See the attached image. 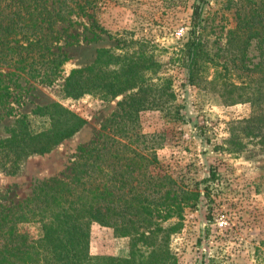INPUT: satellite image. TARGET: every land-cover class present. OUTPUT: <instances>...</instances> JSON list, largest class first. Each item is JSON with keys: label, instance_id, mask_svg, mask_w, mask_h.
<instances>
[{"label": "trees", "instance_id": "obj_1", "mask_svg": "<svg viewBox=\"0 0 264 264\" xmlns=\"http://www.w3.org/2000/svg\"><path fill=\"white\" fill-rule=\"evenodd\" d=\"M102 3L0 0V120L16 118L9 135L0 138L2 172L16 175L25 159L51 152L86 123L69 107L52 102L33 110L49 119L47 128L34 130L28 115L17 113L13 105L12 86L18 85L20 78L49 85L63 78V91L72 98L93 88L96 80L105 98L130 91L104 120L97 138L78 147L66 175L36 182L31 194L20 201L10 200L7 191H0V264H120L122 260L91 254L93 223L113 227L132 236L136 243L144 242L150 249L151 263L165 264L170 233L181 222L167 227L163 223L172 217L182 220L184 210L196 206L201 197L199 190L154 169L160 165L159 135L144 131L141 114L147 109H164L168 100L147 94L155 83L149 81L151 77L147 80L146 74L157 73L159 64L143 52H129L139 42H125L123 48L129 49L123 55L100 49L92 65L73 68L64 77L69 59L63 48L81 36L76 18L87 17L90 39L100 38L105 29L96 12ZM236 4V25L227 36L229 61L245 77L258 72V89L264 98V0H237ZM200 9V3H195L194 29L181 55L194 84L204 80L209 63L216 66L199 23ZM254 41L262 56L257 63L248 57ZM120 60L123 64L119 69L100 78L99 66L110 69ZM86 70L89 75L84 77ZM211 177H216L215 171ZM206 190L209 197V187ZM30 223L39 224L36 236L26 228Z\"/></svg>", "mask_w": 264, "mask_h": 264}, {"label": "rangeland", "instance_id": "obj_2", "mask_svg": "<svg viewBox=\"0 0 264 264\" xmlns=\"http://www.w3.org/2000/svg\"><path fill=\"white\" fill-rule=\"evenodd\" d=\"M236 2L103 0L96 12L98 23L105 29L101 37L90 39L86 29L89 20L79 17L81 36L63 48L69 59L64 77L73 68L92 65L100 49L123 55L129 49L123 48L127 41L139 42L129 52H143L148 60L159 64L157 73L146 74V79L151 77L149 81L155 83L147 94L162 95L168 100V108L147 109L141 114L144 131L159 135L160 165L154 169L201 192L197 205L187 207L182 220L172 217L163 223L167 227L181 222L170 233L165 264H264V98L258 89V72L245 77L229 61L227 36L236 25ZM195 3H200L201 30L216 58V66L209 63L199 84L190 81L189 71L181 63L182 49L194 29ZM248 57L253 63L262 59L256 41L249 47ZM122 64L120 60L110 69L99 66L97 72L103 79L105 73L115 72ZM83 74L85 77L89 71ZM98 83L96 80L93 88L77 98L65 95L63 78L53 85L25 78L13 84L16 112L28 115L34 130L47 128L49 119L33 110L52 102L69 107L86 123L51 152L25 159L16 175L0 170V191H7L10 200L28 197L38 181L66 175L78 147L97 138L104 120L130 92L105 98ZM15 119L0 120V138L9 135ZM212 171L216 173L213 179ZM26 228L34 236L39 232L38 223ZM149 251L144 242L136 243L132 236L92 224L93 256L116 258L122 260L120 264L124 260L125 264H152Z\"/></svg>", "mask_w": 264, "mask_h": 264}]
</instances>
